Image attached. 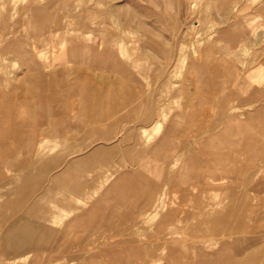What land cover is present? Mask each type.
Wrapping results in <instances>:
<instances>
[{"label":"rangeland","instance_id":"rangeland-1","mask_svg":"<svg viewBox=\"0 0 264 264\" xmlns=\"http://www.w3.org/2000/svg\"><path fill=\"white\" fill-rule=\"evenodd\" d=\"M32 43L46 53L45 66L68 72L67 85L75 77L83 81L82 108L51 103L54 117L37 136L49 139L37 152L48 151L44 161L52 167L43 186L75 163L67 185L83 191L75 199L55 191L53 201H63L49 218L41 215L44 204L28 220L15 215L13 206L25 195L9 179L43 159L9 141L15 146L0 173V264L61 258L59 264H182L173 253L185 264H264V172L254 173L264 164L210 149L198 157L227 158L230 169L243 173L225 179L223 172L220 178L186 174L192 154L200 153L191 143L202 131L228 122L229 114H256L264 106V0H0V50L11 46L21 56L32 52ZM75 47L82 59L67 55ZM212 61L219 71L208 69ZM25 66L18 56H7L0 63V91L16 93ZM203 75L209 87L198 83ZM249 117L243 121L250 123ZM171 127L180 134L176 144ZM155 149L166 155V169L150 165ZM96 150L101 153L90 158ZM145 159V180L131 177L129 202L102 200L121 173L138 171ZM214 177L220 189L200 188ZM33 237L37 242L27 245ZM6 243L19 251L10 254Z\"/></svg>","mask_w":264,"mask_h":264},{"label":"crops","instance_id":"crops-1","mask_svg":"<svg viewBox=\"0 0 264 264\" xmlns=\"http://www.w3.org/2000/svg\"><path fill=\"white\" fill-rule=\"evenodd\" d=\"M236 8H238V5L234 4L232 6H229L228 10L230 13H233L235 12ZM217 33L219 34V32L216 31L213 33V36H208V40H211V38H213ZM34 44L36 43H32L31 45L32 52L21 54V56L18 55L19 53L15 52L11 48V46L10 48L5 49V51L0 50V63L5 61L6 57L10 54L18 56L22 62H27V66H25L26 72L24 73V76L19 80V85L16 87V93L13 91L11 92L8 89H2L0 91V173L2 172L1 165L6 160L3 157L10 156V152L15 146L9 143V141L11 140L18 142L16 144V148L17 146H20L19 148L27 149L32 159H43L41 164H33L31 166L23 165L24 168L20 170L15 176H11L8 182L11 185H16L17 192L22 191V194L25 195V197L22 198L24 201L17 204L15 203L13 206V210L15 211V215L20 214V217L26 216V220L29 219L28 216L39 213V206L41 204V206H43L44 204V207L41 210V215L43 214L45 216H48L49 218V215H52L51 212L56 210L53 208H56L57 205H59V203L63 201L61 200L58 203H55L53 201L55 191H61L63 194H65L64 196H68L72 199H75V197L81 194L83 191L80 186L67 185V183L74 178V176L70 175V173H72L76 168L75 163H72L70 165L69 170H67L64 175L56 176L48 187L44 188L43 186L47 181L45 175L51 171L52 167H49L47 162L44 161L45 158L49 156L48 151H44L43 149L40 150L39 153L37 152L39 150L40 143H46L49 141V139L46 136H44V138L38 139L37 136L46 131V129H41L42 125H49L50 118L52 119L54 117L53 115H50V110H54V105L52 104L59 105L61 103L62 105L63 103V105L60 106L61 109H66L67 107H72V109L82 108L79 90L83 81L79 76L77 78L75 77L74 81L69 80V84L67 85L66 78H68L69 75H66V73L68 72H59L54 68L51 70L47 66H45L43 64L42 58H45L46 53H44V50L40 47V45V50H34ZM15 45L17 47L19 46V44ZM72 51L73 52H70L67 55H69L70 57H75L74 60L82 59L81 48L75 47L72 49ZM35 57L38 60L40 59V62L38 64L34 63ZM213 62L214 61H212V64L208 65V69L216 68L219 71L220 68L218 67V65H216V63ZM204 76L205 75H203L202 78L198 79V83H200L202 86L209 87V78L206 77V80ZM77 90L78 94H76ZM18 92L22 93L23 96L17 97L15 94H17ZM97 93L103 94L106 92L104 90L98 89ZM71 94H73V96H71ZM191 113L192 112H190V114ZM263 113L264 106L257 109L256 114L250 112L236 113L237 115L234 116H230L229 114L227 116L229 118L228 122L214 124L215 127H213L211 130L202 131L201 134L196 137L195 141L191 143H198L200 147V153H198L197 155L192 154L193 158L190 159V162H188L187 164L189 170L186 171V174L195 173L196 171L203 175H214L220 178L217 173L223 172L224 176L222 178L225 179L230 175L234 174L238 176L241 175V172L243 173V169L239 173L236 172L234 168L230 169L234 165L231 164L230 161L227 160V158H223L222 160H218L215 158L208 161H203V158V160H201V158L198 157L201 153H205V151L210 149H215L218 151L227 149L232 154L231 157H235L238 160H241L242 163H244L242 159L243 157H245V159L255 158L256 160L254 164H264V122H262V124L257 122L264 115ZM185 115H188L187 112H185ZM248 115L250 116L249 118H251L249 120L251 121L250 123L243 121L245 120L244 118ZM62 118L63 117L61 116L58 117V119ZM78 123H82V120L80 119ZM252 123H258V126H253ZM173 125L174 124L171 123V126ZM170 136L172 138L171 141L176 144L178 142L180 134L176 130H174L173 127H171ZM176 137L178 139H176ZM169 151L171 152L172 149ZM99 153H101V150L94 151L93 155L90 158H93L94 155L98 156ZM152 154L151 157H153L155 160L152 164L151 162H149L150 165L154 168L159 166L160 169H166L167 166H164L165 162L163 164V162L161 161V159L163 157H166V155H164L160 150L157 149H155ZM157 159L160 160V164H158ZM138 164V171L132 172V174H128L127 172H124L123 174L121 173V177L118 180L115 179V181H117L116 186H113L111 189L107 190V193L102 197L103 201L108 199L109 201L124 200V202L127 203L131 200L130 188L128 185L129 182L131 183V177H133V179H135L138 183H141L142 181L144 182L145 179H142L140 177V175H143V171L141 170L140 166L145 167L148 163L145 159L143 162L140 161V163ZM170 164L171 163L169 162L167 165ZM37 165L38 167L36 168ZM218 166L222 169V171H220ZM207 167H209V169ZM35 171L37 172L36 176H34ZM203 172L206 173L204 174ZM249 172H252V169H250ZM261 172H264V168H262L259 172L254 173ZM136 174L137 179L135 177ZM206 178L208 177H205V179ZM218 178L214 177L215 180H212V183H210L209 181H206L204 183L203 181V184L200 188L202 190L220 189V187L216 185V183L220 182ZM119 180L122 183H126V185L124 186L123 184H121L119 186ZM187 189H193V186ZM82 195H86V192ZM144 195L146 199V194L144 193ZM26 203H28L29 206L27 210H24ZM49 204H52L51 209L47 207V205ZM45 207L49 209L46 210ZM144 208H146V205L144 206ZM90 214H97V211L94 210ZM19 220H21V218H19ZM78 220H81V218H76L75 222ZM9 236L10 235L7 236V239ZM29 242L30 243H27V245L31 243H33L34 245L37 240H35L33 237V239ZM7 244L9 243H6L4 247H6V251L10 254L13 255L16 251H19V249L12 250V245L9 247L7 246ZM62 259L63 258L55 259L56 262L52 261V264H59L62 262Z\"/></svg>","mask_w":264,"mask_h":264},{"label":"bare ground","instance_id":"bare-ground-1","mask_svg":"<svg viewBox=\"0 0 264 264\" xmlns=\"http://www.w3.org/2000/svg\"><path fill=\"white\" fill-rule=\"evenodd\" d=\"M35 17V16H34ZM31 19V18H30ZM34 22V21H33ZM37 23H38V19H37ZM100 48V47H99ZM97 50H99V51H97ZM94 51V53H95V51H96V53L98 54V53H100V58L101 59H103V57H104V53H103V51H102V49H101V51H100V49H98V48H96L95 50H93ZM98 56H99V54H98ZM38 67V66H37ZM37 70V69H36ZM52 70V69H51ZM25 81V80H24ZM28 81V80H27ZM26 83V82H25ZM27 84V83H26ZM37 84V83H36ZM30 85V84H29ZM38 85V84H37ZM36 86V85H35ZM40 86V85H39ZM41 88V87H40ZM39 90H41V89H39ZM175 213H176V211H175ZM173 215H174V212H173ZM226 254V253H225ZM225 254L223 255V256H225ZM228 254V253H227ZM173 256H171V258H172V260H174V261H176V262H181L182 264H185L184 262H185V259L182 257V256H179V255H177V253H173L172 254ZM220 255V254H219ZM229 255V254H228ZM206 256V255H205ZM211 256V255H210ZM208 257V256H207ZM206 257V258H207ZM213 257V256H212ZM211 258V257H210ZM193 258H191V260H192ZM215 259H221V258H219V256H217V258H215ZM224 259V258H223ZM222 259V260H223ZM199 260V259H198ZM235 260V259H234ZM200 261H202V260H200ZM213 261H215V260H213ZM187 263V262H186ZM222 263V262H221ZM188 264V263H187ZM189 264H191V262L189 263ZM196 264H197V262H196ZM210 264V263H209ZM215 264V263H214ZM230 264H235V263H230Z\"/></svg>","mask_w":264,"mask_h":264}]
</instances>
